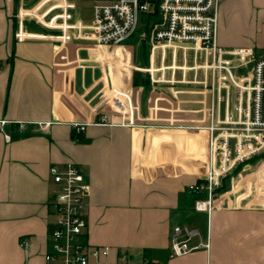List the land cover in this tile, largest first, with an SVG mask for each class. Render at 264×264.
<instances>
[{
    "label": "crops",
    "instance_id": "crops-1",
    "mask_svg": "<svg viewBox=\"0 0 264 264\" xmlns=\"http://www.w3.org/2000/svg\"><path fill=\"white\" fill-rule=\"evenodd\" d=\"M109 1L0 0V264H46L50 169L66 164L90 181L87 240L109 247L111 264L123 255L126 264H264V155L236 170L210 215L196 213L189 186L209 168L198 156L208 154V132L151 124L154 84H132L129 69L121 88L131 94L134 123L104 105L127 55L76 39L74 27L90 26L94 5ZM218 9L217 44L263 57L264 0H220ZM180 225L197 230L209 250L172 257Z\"/></svg>",
    "mask_w": 264,
    "mask_h": 264
},
{
    "label": "built area",
    "instance_id": "built-area-1",
    "mask_svg": "<svg viewBox=\"0 0 264 264\" xmlns=\"http://www.w3.org/2000/svg\"><path fill=\"white\" fill-rule=\"evenodd\" d=\"M158 1L159 16L149 24L150 32L143 35L145 40L147 38L152 62L157 50L162 51V59L167 50L174 59L180 50L184 55L192 51L195 56L205 57L202 68L212 70L213 74L212 83H204L212 92L210 123L205 128L209 138V168L202 181L189 186V191L199 197L194 204L196 213L210 215L236 170L264 155V56L258 57L252 48L225 49L217 44L220 0ZM155 6L154 0L97 3L92 24L77 23L75 38L100 47L123 49L139 33L142 21L154 12ZM123 54L131 58L130 52ZM114 93L112 107L132 125L131 94L122 88H117ZM102 121H106V117ZM0 125L3 129L6 121H1ZM73 129L79 136L86 130V125L75 124ZM5 138L10 141L9 135ZM50 174L53 222L45 263L111 264L108 261L110 248L92 245L87 240L89 179L75 164H66L62 168L53 166ZM20 248L29 251L27 240L20 241ZM170 248L172 257H184L199 250H209L210 242L203 240L197 230L180 225L173 229ZM127 262L128 255H123L122 264ZM146 264L157 263L149 261Z\"/></svg>",
    "mask_w": 264,
    "mask_h": 264
},
{
    "label": "rangeland",
    "instance_id": "rangeland-1",
    "mask_svg": "<svg viewBox=\"0 0 264 264\" xmlns=\"http://www.w3.org/2000/svg\"><path fill=\"white\" fill-rule=\"evenodd\" d=\"M143 21L140 25L141 30L145 26ZM144 34L145 30L140 31L129 41L130 49L103 47L104 51L108 52L107 55L123 54L124 51L131 53V58L126 56L124 57L126 59L118 61V73H120L118 77L112 78V86H114L111 90L113 92L117 88L120 90L122 84L127 83L122 77L121 71L129 69L128 71H133L132 84L145 83L149 86L154 84L153 87L156 91H152L150 97L146 99L145 107L148 116L154 115L151 124L163 128L178 127L179 131L199 132L200 134L202 132L205 135L207 133L205 128L210 123L212 92L210 88H205L204 83L210 85L213 81L212 70L202 68V66H205V57L195 56L192 51H188L184 55L183 51L180 50L174 59L171 51L167 50L165 59H162V51L157 50L155 60L152 62L147 38L146 43L143 42L145 40ZM129 58L130 62L124 66ZM172 67H175V69ZM152 68L163 70L153 73L146 71ZM138 69H145V71ZM113 95L115 93L110 96L108 91L103 93L104 105L108 104L109 106L111 102L113 106L111 101ZM156 117L165 119L159 121V119H155ZM198 156L201 161L205 158L204 160L208 166L209 155L202 156L199 154Z\"/></svg>",
    "mask_w": 264,
    "mask_h": 264
},
{
    "label": "trees",
    "instance_id": "trees-1",
    "mask_svg": "<svg viewBox=\"0 0 264 264\" xmlns=\"http://www.w3.org/2000/svg\"><path fill=\"white\" fill-rule=\"evenodd\" d=\"M154 3L156 5L155 8H154V12L151 13V14H149V15H147L146 19L144 20V23H145V32L146 33H149L150 32V26H149V24H151V22L154 21L159 16L158 9H157V5H158L159 1L158 0H154ZM145 41L146 40H144L143 42L146 43ZM145 46H146V44H145ZM200 181H202V180H200ZM225 187L222 189V192L225 190Z\"/></svg>",
    "mask_w": 264,
    "mask_h": 264
}]
</instances>
